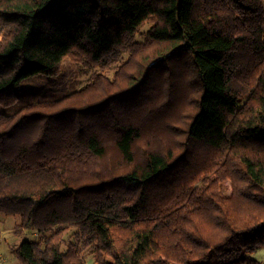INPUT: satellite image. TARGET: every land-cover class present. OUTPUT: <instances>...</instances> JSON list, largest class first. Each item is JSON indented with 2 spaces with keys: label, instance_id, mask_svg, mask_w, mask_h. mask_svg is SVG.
Wrapping results in <instances>:
<instances>
[{
  "label": "trees",
  "instance_id": "obj_1",
  "mask_svg": "<svg viewBox=\"0 0 264 264\" xmlns=\"http://www.w3.org/2000/svg\"><path fill=\"white\" fill-rule=\"evenodd\" d=\"M124 52L135 72L0 113V213L38 234L21 264H264L262 0H0V103L66 57L104 69ZM167 72L193 105L162 131L161 106L184 112L148 100Z\"/></svg>",
  "mask_w": 264,
  "mask_h": 264
},
{
  "label": "rangeland",
  "instance_id": "obj_2",
  "mask_svg": "<svg viewBox=\"0 0 264 264\" xmlns=\"http://www.w3.org/2000/svg\"><path fill=\"white\" fill-rule=\"evenodd\" d=\"M262 2L264 6V0H262ZM149 27L150 25L146 24L141 29V33L146 32ZM137 40L143 41L144 36L139 34L137 36ZM139 56L140 54H136L131 57L130 52H124L115 63L111 66L105 67L104 69L100 66L87 67L80 62L74 61L72 56L71 58L66 57L63 60L61 69L57 74H38L24 79L21 84L15 88L17 100L14 101L13 104L9 105L0 103V113L11 115L16 113L18 110L25 108L29 104H37L38 102L46 100H58L68 95L74 97L75 99L81 95L80 93L87 89L92 77L97 73H104L112 79L119 68L125 65H128V68L125 69L127 72H135V63L137 62ZM124 73H122V75ZM141 75L137 74L136 76L139 78ZM184 78L190 80V85L193 86L190 87L189 90V95L192 98L193 95H196L194 88L199 90L198 85L194 82V75L191 72H188V75ZM131 80L129 85L133 82H131ZM159 82L163 85L161 87L162 92L158 96H155L152 93L148 94L149 102L158 101V99H160L159 102L161 103L162 101L167 102L170 98H173V101L170 103V107L177 109L180 108L182 104L184 106V112H178V114H175V111H168L166 114H163L164 112H159L161 111L162 106L154 113V119L156 122L154 128L164 131L163 127L160 125V121L163 119H177L178 123L182 125L185 122L186 115L193 104H189L187 106V101H184L183 103L181 102L179 94L181 90L187 89L189 85L187 86L184 83L181 85L178 77L173 76L172 73L167 72L163 74ZM148 84L151 85V82L149 81ZM143 90L144 89H142V91ZM202 176L203 175H201L200 178H202ZM195 184L201 185V182H196ZM20 222L21 218L19 216L4 215L0 213V264H21L16 254V248L24 240L38 239V234L35 230L33 231L22 228L20 226ZM74 230L75 228H72L71 231ZM69 237L70 236L67 235L66 239ZM254 257L264 261V248H260L256 254H254ZM86 260L89 261L90 264H93V257L91 255H87Z\"/></svg>",
  "mask_w": 264,
  "mask_h": 264
}]
</instances>
